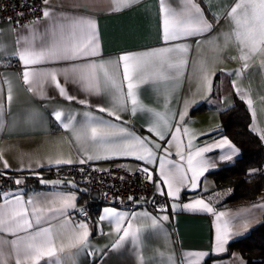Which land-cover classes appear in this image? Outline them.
I'll use <instances>...</instances> for the list:
<instances>
[{
  "label": "crops",
  "instance_id": "0c3cea01",
  "mask_svg": "<svg viewBox=\"0 0 264 264\" xmlns=\"http://www.w3.org/2000/svg\"><path fill=\"white\" fill-rule=\"evenodd\" d=\"M167 2L173 7L179 4V0H167ZM195 2L200 4L202 9H206L205 18L212 24L211 30L199 37L172 42L188 45V51L184 53L187 64L179 73L169 70L166 78L155 79L153 73L157 69L149 61L143 73L146 82L140 84L137 89L138 111L133 114L131 103L128 101L126 105L128 110L117 113L120 116L119 120L115 116H109L107 111L100 112L96 107L100 105L117 111L112 108L110 96L107 94L89 95L72 83L65 85L69 94L77 98L72 101L61 97L54 87L46 86V96L43 98L28 91L29 86L23 82V65L16 55L18 35H31L30 31H26L23 26L31 25L33 21L36 22L35 28L38 33L43 32L45 25L50 26L52 22L40 19L42 15L23 25L0 21V90H2L4 100L3 129L0 130V155L3 159H0V171H5L4 161L10 165L6 171L18 172L23 176H30L36 172L43 173L44 169L53 167V171L62 170L60 167L68 169L66 167L74 165L103 169L111 163H116L130 171L148 167L153 174L157 175V181H161L158 160L156 164H145L135 158L138 152L132 155H115L111 159L79 163V160L86 159V156L81 151L80 144L73 138L72 132L63 129L53 118V110L57 108L66 113L76 114V120L80 123L87 122L89 117L83 114L90 112L93 117L110 121L116 128L125 127L137 136L148 137L161 145L160 149H154L158 158L164 157L166 160L176 161L178 164H183L185 168L187 167L189 140L192 141L193 151L198 147L213 145L222 137H227L237 148L233 141L223 133L220 125V113L234 105L236 98L244 101L248 107L251 117L250 129L261 136V130H264V53L251 54L246 61L239 58L241 51L235 41V26L225 16L237 0H195ZM45 7L51 9L57 17L69 18V22L74 18L94 20L99 54L78 61H54L34 65L32 66L34 68L61 69L73 63L80 64L86 61L96 63L115 61L122 54L141 53L170 46L162 39L160 0H134L126 7H121L119 11L114 10L112 0H48ZM226 35L231 37L227 41ZM197 40L200 41L199 44ZM14 60L19 66L12 65ZM245 63L248 65L247 68L244 67ZM106 66L111 71L112 66ZM202 68L206 70L211 80V92L201 86V77L205 74ZM122 71L121 64V77ZM58 79L62 84L64 83L63 76H58ZM9 83L13 97L11 103L7 100ZM237 89L242 90L243 98L238 94ZM124 90L127 91L126 82ZM81 99H87L88 103L80 104L78 101ZM247 99L253 101L251 108L246 102ZM199 104L205 107L199 112H192V109ZM181 112L185 113L183 121L179 120ZM157 113L163 116L170 125L165 132L164 140H160L155 132L150 133L147 130L156 123L155 114ZM178 125L181 131L176 133L177 140L171 145L167 144L166 141L171 139V133ZM185 127L189 129L187 135L183 132ZM161 130L164 131L163 128ZM112 139H119V137ZM177 144H180V149L185 156L184 161H180L176 155ZM165 148L171 153L170 156L164 151ZM223 151H228V149L213 148L212 151L204 153V157L210 162L214 161L216 167L199 178V185L196 189H193L189 182L174 183L173 190L179 187L180 191L175 197L170 198L167 196V186L162 182L156 183L157 191L160 193L158 189L163 190L169 200L164 210L156 212L140 207L128 210L112 205H99L96 212L94 208H91L90 221H78L72 216V212L88 198L92 200L91 196L82 195L81 192L86 191L82 184L71 179H58L54 174L42 180L63 181V183H43L37 189L28 187L24 189L20 186L22 183L13 184L7 187L5 192H19L24 195L25 199L32 196L51 198L67 193L76 195V208L70 209L68 215L61 219H68L71 224L86 222L89 227L90 247L88 249L69 248L68 242L64 241L65 251L59 253L64 264H140L141 259L144 264H181V261L188 264L185 257L189 253L208 254L200 258L199 264H241L240 258L246 261L245 258L238 249L230 248L229 243L246 234L264 219V208L254 207L264 205V199L222 205L221 199L226 196L227 187L225 185L218 187L212 173L219 166L234 162L240 154L238 152L230 161H221L219 156ZM108 155L112 154L108 153ZM57 158H71L74 163L59 166L49 163V160L54 161ZM188 176L190 178L191 173H188ZM68 181L74 182L75 186L69 184ZM196 199H204L211 203L217 212H225L228 217H236L231 225L232 235L224 252H215L218 223L215 215L183 208L184 204L192 203ZM2 202L0 200V203ZM106 208L115 209L127 218H131L132 213L138 214L134 226L140 229L139 244L127 240L118 249L112 248L122 232L117 233L114 223L109 220L100 221L99 218L104 215ZM145 213L148 215L145 216ZM237 213L240 215L236 216ZM163 216H167L168 219L158 221L160 226L154 228L152 218ZM245 220L247 228L243 226ZM51 223L55 225L57 221L52 220ZM127 223L128 219H125L123 227H127ZM0 238L9 240L13 237L0 233ZM60 247L61 241L57 240V248ZM3 252L6 264H15V253L11 246L5 244ZM189 259L194 260V257H189ZM39 264H46V261L42 259Z\"/></svg>",
  "mask_w": 264,
  "mask_h": 264
},
{
  "label": "snow or ice",
  "instance_id": "6c2138e0",
  "mask_svg": "<svg viewBox=\"0 0 264 264\" xmlns=\"http://www.w3.org/2000/svg\"><path fill=\"white\" fill-rule=\"evenodd\" d=\"M134 0H112L114 10L119 11L121 7H126ZM45 5L48 0H43ZM160 9L162 14V39L165 44H170L169 47L152 49L149 51L122 54L115 61H86L84 63H73L68 67L61 69L49 68L38 69L32 66L40 65L54 61H78L87 57L97 56L98 44L96 41V25L95 21L90 18H74L69 22V18L57 17L56 14L49 8L42 9L40 19L51 20V25H45L44 31L38 33L35 28L36 22L31 25L23 26L26 31H30L31 35H18L17 38V57L23 65V82L28 85V91L40 95L42 98L46 96L45 88L54 87L61 97L72 101L76 100L75 96L69 94L66 84L72 83L79 89L89 95L100 96L107 94L110 96L113 111L106 109L103 106L96 107L100 112H108L109 116H115L117 120L120 116L118 111L127 109V102L131 103V112L135 114L138 111V92L140 84L145 83L143 73L149 61L156 66V71L153 73L155 79L166 78V73L169 70H175L179 73L187 64L184 58V53L188 51L187 44L172 43L179 40H184L190 37H199L208 32L212 28V24L205 18L206 9H202L200 4L195 0H179V4L173 7L167 0H160ZM226 18H229L235 26V41L240 46V59L246 61L248 56L257 52L264 53V0H237L230 8V11L225 13ZM218 19V17H215ZM226 35V41L230 39ZM199 40L197 43L199 44ZM122 64V77L120 67ZM106 65H111V71ZM247 68V63L244 64ZM201 77L202 87H205L208 92H211L212 83L206 74ZM58 76H63L64 83L58 79ZM125 82L126 89L125 92ZM234 87H235V81ZM238 94L243 98V92L237 89ZM12 89L9 83L7 100L11 103ZM80 104H87V99L78 101ZM247 104L251 108L253 105L252 99H247ZM187 106V102H185ZM230 107V106H229ZM150 111V110H149ZM3 112L4 100L2 90H0V130L3 129ZM89 117L87 122L80 123L76 120V114L66 113L62 109L53 110V118L63 128L72 132L73 138L81 146L86 159L81 158L79 163L84 164L92 160L111 159L115 155H132L136 159L143 161L145 164H156L160 169L161 181L167 186V196L175 197L180 191L179 187L174 188V183L184 184L189 182L193 189L199 185V178L202 177L210 169L216 167L214 161H209L204 157V153L210 152L213 148L221 150L227 148L228 151H223L219 156V160H232L239 150L231 143L227 137H222L213 145H205L198 147L193 151L192 141L187 144V159L185 168L183 164H178L176 161L166 160L164 157H157L154 149H160L161 145L150 140L148 137L137 136L134 132L129 131L125 127L116 128L110 121H103L100 118L93 117L90 112L83 114ZM156 123L147 130L155 132L160 140L165 139V132L170 127L168 121L160 114H155ZM185 113L181 112L179 120H184ZM164 129L162 131L161 129ZM255 130V129H254ZM181 131L178 125L175 131L171 133V139L166 141L171 145L177 140L176 133ZM185 135L189 133V129H183ZM260 138L264 140V130H261ZM119 137V139H112ZM151 145V146H150ZM176 155L180 161L185 160V156L180 149V144L176 145ZM167 155H171L167 148L164 149ZM103 153V154H102ZM111 153L112 155H108ZM0 159H3L0 155ZM49 163L55 165H70L74 161L71 158H57L54 161L49 160ZM10 165L7 161L3 163L4 172L6 175ZM144 173L151 179L152 172L148 167L142 169ZM256 170H250L249 175ZM188 173H191L189 178ZM15 184L23 183V178L16 179ZM41 183L60 184L63 181L47 182L41 180ZM74 185V182L68 181ZM160 194L164 195L163 190ZM129 199H133L129 197ZM0 233H6L12 236V239L4 240L0 238V264H6L4 259L3 247L8 244L15 253V264H39L43 259L46 264H64L63 258L59 253L65 251L64 241L68 242L69 248L88 249L89 227L86 222L71 224L68 219H61L68 215L70 209L76 208V195L74 193L58 194L51 198H37L36 196L25 199L24 195L19 192H0ZM254 207L264 208V205ZM185 210L203 211L213 213L217 223L215 236V252L222 253L225 251V246L228 244L232 229L231 225L236 218L228 217L225 212H217L211 203L204 199H196L192 203L183 205ZM83 212L84 210H80ZM250 211V210H245ZM145 216L148 214L145 213ZM240 214L237 213L236 216ZM228 217V218H226ZM100 221L109 220L114 223L115 231L121 233L119 239L112 245V248L118 249L125 241L131 240L134 244L140 242V229L134 226V221L138 219V214L132 213L131 218H127L124 214L118 213L115 209H104V215L100 216ZM125 219H128L127 227H123ZM167 216L153 217L152 226L159 227L158 221L167 220ZM52 220L57 223L53 225ZM47 225V226H45ZM247 228V221L244 225ZM23 233L22 235H20ZM57 240L61 241V247L57 248ZM135 250V249H134ZM92 254V253H87ZM208 255L207 253H189L185 260L188 264H199L201 257ZM189 257H194L190 260ZM171 260V258H169ZM241 259V264H247ZM140 264H144L141 259ZM184 264V261H181Z\"/></svg>",
  "mask_w": 264,
  "mask_h": 264
},
{
  "label": "trees",
  "instance_id": "16d2710c",
  "mask_svg": "<svg viewBox=\"0 0 264 264\" xmlns=\"http://www.w3.org/2000/svg\"><path fill=\"white\" fill-rule=\"evenodd\" d=\"M205 105L199 104L192 112H199ZM221 130L239 149V156L232 163L219 166L212 175L218 187L225 185L227 194L221 203H245L264 199V140L250 129V113L245 102L236 98L234 105L220 113ZM64 169V167H60ZM54 167L46 168L40 176H23L22 188L37 189L43 185L41 180L53 174ZM250 170H256L249 175ZM66 183V182H65ZM15 184L9 182V188ZM17 185V184H15ZM64 185V184H62ZM87 196V191L81 192ZM88 198V197H87ZM94 212L99 204L91 201ZM92 212V211H90ZM230 248L238 249L247 264L264 263V219L246 234L229 243Z\"/></svg>",
  "mask_w": 264,
  "mask_h": 264
},
{
  "label": "built area",
  "instance_id": "2783aa9c",
  "mask_svg": "<svg viewBox=\"0 0 264 264\" xmlns=\"http://www.w3.org/2000/svg\"><path fill=\"white\" fill-rule=\"evenodd\" d=\"M45 4L43 0H0V21H8L14 25H23L42 15ZM12 65L19 66L14 60ZM68 169L53 171L58 179H71L85 187L88 195L96 194V199L82 202L72 212V216L80 221H90L91 201L99 205H112L122 209L146 208L153 212L164 210L168 198L156 189L157 175L152 173L151 179L141 168L134 171L111 163L108 167L97 169L90 166L74 165ZM4 171H0L2 173ZM0 174V192H5L9 182L22 178L23 174L9 172ZM39 177V173L30 176ZM132 197L133 199H129ZM80 210H84L81 212Z\"/></svg>",
  "mask_w": 264,
  "mask_h": 264
},
{
  "label": "water",
  "instance_id": "95a60500",
  "mask_svg": "<svg viewBox=\"0 0 264 264\" xmlns=\"http://www.w3.org/2000/svg\"><path fill=\"white\" fill-rule=\"evenodd\" d=\"M96 197H97L96 194H94V193L91 194V199H92V200L96 199Z\"/></svg>",
  "mask_w": 264,
  "mask_h": 264
}]
</instances>
